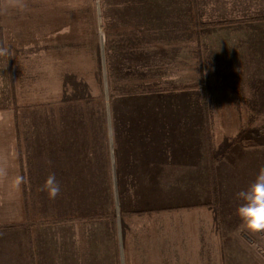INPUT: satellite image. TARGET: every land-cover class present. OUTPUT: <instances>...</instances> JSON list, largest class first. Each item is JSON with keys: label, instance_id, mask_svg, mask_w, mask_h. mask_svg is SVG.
I'll list each match as a JSON object with an SVG mask.
<instances>
[{"label": "crops", "instance_id": "1", "mask_svg": "<svg viewBox=\"0 0 264 264\" xmlns=\"http://www.w3.org/2000/svg\"><path fill=\"white\" fill-rule=\"evenodd\" d=\"M258 1L0 0V113L9 115H0V154L7 164L0 204L10 211L0 216V264H118L114 219L80 220L70 214L35 218L25 206L26 185H44L54 168L56 181L60 173L65 179L59 185H69L68 172L83 153L62 148L65 124L72 121L59 115L76 99L105 96L101 79H107V66L113 70L111 78L119 73V84L127 85L116 96L119 185H187L184 190H189L209 184V155L217 159L214 169L220 172L219 156L230 157L233 146L251 134L253 116L264 114V0ZM207 14L212 19L204 20ZM28 47H34L35 56L64 47L73 64L50 61L42 69L27 68L25 60L34 56L26 54ZM78 54L89 61L83 68L75 65ZM17 79H35L32 104L50 106L46 109L53 116L35 121L39 137L33 151L22 147V119L12 118L14 105L28 106L27 98L13 102L14 88L16 97L17 88L25 90ZM158 95H177L180 101L157 102ZM105 156L114 185L112 151ZM29 157L35 158L31 165ZM189 202V207L199 205ZM180 209L119 217L131 223L128 228L122 224L126 262L214 264L201 258L200 240L189 247L182 225L172 216ZM215 216L218 238H209L219 249ZM175 222L178 239L169 231Z\"/></svg>", "mask_w": 264, "mask_h": 264}, {"label": "rangeland", "instance_id": "2", "mask_svg": "<svg viewBox=\"0 0 264 264\" xmlns=\"http://www.w3.org/2000/svg\"><path fill=\"white\" fill-rule=\"evenodd\" d=\"M256 1L258 3H261L258 0ZM207 15L208 16H204L205 18V19L203 18L204 20L208 18L212 19V16H211L212 14H207ZM224 16L233 17L235 15L232 14V15H224ZM224 21H227V19ZM80 48H81V51L83 49H87V47H80ZM64 49H65L64 47H57V48H54L53 50H44V51H41L39 55L35 56L34 47H28L26 54H29V55L33 54L34 56L28 57L27 58L28 61L27 59L25 60V65L27 66V68H34L35 70L37 68L42 69L43 67H46L49 63H52L50 61H54V64L57 66L62 65V64L66 65V64H69V62H70V65H72L73 64L72 60H69V61L66 60V55L63 52ZM15 55H16V51L13 49V56ZM88 62L89 61L82 59L81 54H78L75 65H77V68H83L82 66H85L86 64H88ZM77 73L85 75V72L82 70H80ZM107 74H108L107 79L102 78L101 80V91L104 92V95H105V96L102 95L101 99L104 101V104L106 106L108 105L109 99L112 105L116 102L117 97L115 96V92L119 93V91H123L127 87V85H125L126 86L125 87L119 84V73L116 75L117 77L111 78L113 75V70L109 66H107ZM17 82L19 84L21 83L20 85L25 84V90H24V87H19V90L21 91V89H23L22 92L24 93L25 91V93H24V96L20 95L19 97L20 92L17 88L18 97H16L15 96L16 92L14 88V91H13L14 101L13 102L18 101L17 103L19 102L24 103V100L22 99L27 98L28 106L26 107L24 105L22 106L15 105L18 111L16 113L15 111L16 108L14 109V112H12V118L16 117V118L22 119V124L20 125V134L22 136L21 144L23 145L22 147L23 149L27 150L29 148V150L33 151L35 148V143L33 142L34 138L39 137L36 130L34 129V125L36 124L35 121L44 119L45 117L50 118L52 114L51 112L49 114V112L46 109V108H49L50 106L48 107L42 106L38 108L35 106H32L34 105L32 103L35 101V93H36V86L34 85L35 79H31L30 82H29V79H17ZM29 83H32V84H29ZM107 83H108V93L106 91ZM129 88L132 89L131 87ZM138 88L140 89V87ZM166 89H171V88H166ZM109 95H110V98H109ZM166 99H169L170 102L177 101V100L180 101V98L178 99L177 95L175 96L169 95V97H166L164 95H158V96H155L154 100L157 102L168 101ZM123 110H126V109H123ZM14 113H16V115ZM258 114L253 116V125L251 127V130H250L251 134H249V137L243 140V142L238 141V143L233 146V147H236V150L231 153L232 155L230 154V157L221 158L219 156L220 163H223L220 166V177L223 183H225V186H226L225 191L231 188L239 192L240 187H243L244 189L247 188L248 185L253 181V179L250 177V173H248V168L250 167H256L257 169L264 168V114L263 112L261 113L262 116ZM0 115L4 117L9 116L7 112L6 114H4V112L0 113ZM139 115L142 116V113L139 112ZM27 161L29 162V165H31L34 163L35 158L29 157ZM29 165H28V168H29ZM236 166H237V169H240L239 170L240 177L243 174L245 175V178H244L245 181L231 183L233 180L237 179V176L235 175L236 172L233 171L234 169H236ZM31 169L35 172L34 166H32ZM54 169L52 170V174H54ZM58 175H59L58 182L64 184L65 179L62 178V174L60 173ZM222 181H221L220 188H222L223 186ZM21 186L23 187V185ZM42 186L43 185H26V188L28 191V204H25V206L28 208L27 211L31 217L37 218V216H43V218L46 219V218L58 217L59 214H64L65 216H68V214L73 215L70 213L69 209L74 211L75 200H74V197L73 199L68 197L70 195L69 186L67 187L66 185H60V191H64V194H63L64 196L62 197L63 202H64L63 204L58 203V196L60 195L52 199L48 196L46 191L42 190ZM167 186H169L170 188H177L182 191L187 187V185H167ZM196 186H193L190 189L195 194V196H193V199H191L194 201H195V198L198 197V194L196 193L200 191L202 193H208L206 192L205 185H196ZM197 188L199 190H197ZM232 199H236V197H232ZM186 200L187 199L185 198L184 202ZM7 212H10V211H7L5 206L0 204V216H3ZM216 214H218V212L216 211L215 206L205 205V206L186 207L178 211H174L172 216L174 219L178 220L180 225H182L184 229V235L188 239L189 247H192L197 240H200V243H201V246H200L201 255L200 256L201 258H203V260H206L207 262H211L212 260L214 264H219V260L221 261L220 264H264V232L251 233V232H248L247 230H243L239 227L241 222L240 223L235 222L234 224L235 230L229 232V236L231 237L228 238V240L225 241L223 244L220 242L219 249L216 247V245L215 246L213 245V237L209 238V234H211L212 236L216 235L214 234L217 232V226H215L216 224L215 215ZM225 219L231 220V219H236V218L226 217ZM114 221H115L114 223L115 232H119V238L115 237L117 247H119L118 264H130L131 262L129 263L126 262L127 260L125 259V255L122 249L124 245H122L121 241H123V238H124V230H123L124 228L122 227V224L124 227L128 228L131 225V223L128 222V220H125V223L120 221L117 207L115 208ZM79 225H82V224H79ZM196 226H198L199 228L196 229ZM224 226H227V224ZM77 228H78V225H77ZM91 228H98V227L92 226ZM169 229H170L169 231L172 232V236H171L172 238L178 239L180 237V228L178 227L177 222L173 224L171 223V227ZM177 231L178 233L174 234ZM245 232L249 234L250 236L248 235L244 237L243 235H240V233H245ZM166 236L169 237L167 234ZM216 237L218 238L217 235ZM152 238L154 237L152 236ZM169 255L170 254L168 253L165 254L166 257Z\"/></svg>", "mask_w": 264, "mask_h": 264}, {"label": "trees", "instance_id": "3", "mask_svg": "<svg viewBox=\"0 0 264 264\" xmlns=\"http://www.w3.org/2000/svg\"><path fill=\"white\" fill-rule=\"evenodd\" d=\"M80 81L77 80V82ZM118 95L119 93H115V96ZM12 99L14 101L13 92ZM202 99L206 101V95H203ZM116 101L119 102V99L117 98ZM117 102L112 105L109 99L107 113L106 105L101 97L99 100L98 95L88 96L83 99H76V104H69L60 112L59 117L61 119L72 121V124H65V129H67L66 142L63 143L62 148L83 153L81 157L74 159L76 166L68 172L69 185L66 186H69V197L71 199L74 197L75 200L74 211L69 209L74 216L72 218L85 220L108 217L114 219L116 207L119 217H125L147 211L177 209L193 205L190 202L187 203L195 196L194 192L190 190L191 188L190 191H182L172 189L167 185H119V177L123 180V175L119 174L117 164V160H119V104ZM14 114L16 115V113ZM51 117L53 116L51 115ZM108 120L109 124L106 126ZM110 151L113 153L114 160V185L109 162L105 158V155ZM216 162L217 159L209 155L210 171L207 176L209 184H205L208 193L201 191L196 193L200 199L196 197L193 202L199 204L198 206H215L218 212L217 225L220 242L223 244L231 237L229 232L235 230V222L240 223L241 221L236 215L239 201L232 199V197H236L237 191L231 188L225 191L226 186L220 177V172L214 169ZM260 169L248 168V173L253 180ZM239 170L237 166L233 170L236 172L237 179L231 183L245 181V175L240 177ZM137 176L139 178V175ZM221 181L223 183L222 188H220ZM242 189L244 188L240 187V190ZM197 190L199 189L197 188ZM185 198L187 200L184 203ZM226 217H235L236 219L227 220ZM226 224L227 226H224ZM240 235L246 237L249 234L245 232L240 233Z\"/></svg>", "mask_w": 264, "mask_h": 264}, {"label": "clouds", "instance_id": "4", "mask_svg": "<svg viewBox=\"0 0 264 264\" xmlns=\"http://www.w3.org/2000/svg\"><path fill=\"white\" fill-rule=\"evenodd\" d=\"M20 6H23L22 4ZM7 176L6 157L0 154V180ZM42 190L54 199L60 193V185L54 174L49 175ZM239 204L236 215L239 217L240 228L251 233L264 232V168H261L255 179L247 188L235 194Z\"/></svg>", "mask_w": 264, "mask_h": 264}]
</instances>
